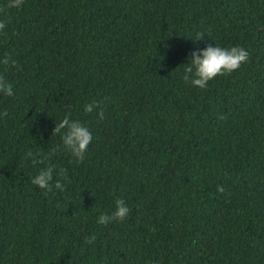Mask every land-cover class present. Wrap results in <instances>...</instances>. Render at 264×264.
Here are the masks:
<instances>
[{
	"label": "trees",
	"instance_id": "trees-1",
	"mask_svg": "<svg viewBox=\"0 0 264 264\" xmlns=\"http://www.w3.org/2000/svg\"><path fill=\"white\" fill-rule=\"evenodd\" d=\"M8 2L0 264H264V0ZM209 44L250 60L205 89L186 84ZM69 113L92 134L79 162L52 133ZM48 164L46 194L32 178ZM117 199L128 219L99 224Z\"/></svg>",
	"mask_w": 264,
	"mask_h": 264
},
{
	"label": "clouds",
	"instance_id": "clouds-1",
	"mask_svg": "<svg viewBox=\"0 0 264 264\" xmlns=\"http://www.w3.org/2000/svg\"><path fill=\"white\" fill-rule=\"evenodd\" d=\"M24 0H9L7 7L20 8L23 6ZM6 23L0 20V32L6 28ZM203 38L202 34H198L197 38ZM250 60V53L241 46H233L231 48L221 47L215 44H209L203 49H198L191 53L189 58V66L184 69L182 79L186 84L205 89L208 86L209 81L215 79L217 76L231 74L241 67L242 64L248 63ZM0 63L4 65H16V60L10 55H6ZM0 94L5 96H13L14 90L11 83H9L3 75H0ZM99 105L96 102L85 106V112L91 113ZM98 116L101 120L104 119V112L102 109L98 111ZM7 111L0 113V117H6ZM70 113L63 117V119L57 124L52 133L61 134L63 148L69 151L77 160L83 161L85 153L88 150V146L92 142V134L87 126L82 124L78 120L70 119ZM224 118L223 116L221 117ZM54 149L53 151H56ZM31 158L32 154H27ZM36 163L35 160H32ZM39 163H45V157H41ZM54 166L48 164L39 173L32 178V183L39 188L47 192L53 190L54 180ZM57 176H65V170L61 169L56 173ZM54 187L60 191H64L65 185L56 179ZM217 191L223 193L225 190L222 185H217ZM132 209L123 199H117L115 201V210L111 215L102 213L97 222L101 225L107 226L113 222H123L128 219ZM96 236L91 235L86 238V243L94 244Z\"/></svg>",
	"mask_w": 264,
	"mask_h": 264
}]
</instances>
